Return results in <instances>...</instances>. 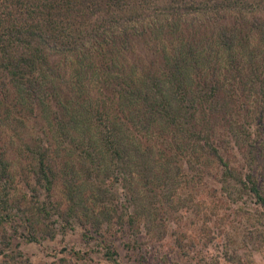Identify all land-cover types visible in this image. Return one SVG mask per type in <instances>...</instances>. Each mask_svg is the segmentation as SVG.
Returning a JSON list of instances; mask_svg holds the SVG:
<instances>
[{"label":"trees","instance_id":"obj_1","mask_svg":"<svg viewBox=\"0 0 264 264\" xmlns=\"http://www.w3.org/2000/svg\"><path fill=\"white\" fill-rule=\"evenodd\" d=\"M146 36L159 66L119 65L115 53ZM5 99L43 111L58 148H29L26 183L46 198L31 213L10 202L0 145V226L17 214L37 241L34 213L96 232L140 220L160 237L181 179L216 165L225 198L250 203L245 239L264 241V0H0V123ZM60 149L69 158L56 163ZM58 178L63 209L50 200Z\"/></svg>","mask_w":264,"mask_h":264},{"label":"rangeland","instance_id":"obj_2","mask_svg":"<svg viewBox=\"0 0 264 264\" xmlns=\"http://www.w3.org/2000/svg\"><path fill=\"white\" fill-rule=\"evenodd\" d=\"M147 38L134 37L132 47L116 52L118 64L126 69L135 66L138 73L145 68H157L158 44ZM251 39L255 44V35ZM62 57L54 54L50 59L59 61L61 70L66 71L63 84L69 88L72 76L69 64L63 65ZM30 108L28 103L14 105L4 100L0 145L13 176L10 202L18 203L21 209L30 208L32 213L33 202L45 197L43 190L35 192L29 187V181L26 183L29 148L36 142L52 144L54 148L58 144L44 112L39 108L33 112ZM74 155L72 158L76 159ZM53 156L56 163L69 158L64 149H60L59 156L54 153ZM205 171L201 177L196 174L183 177L176 186L171 206L163 211L165 219L161 221L165 224V233L162 237L156 233L148 235L140 220L134 227L124 223L121 230L116 224H104L102 231L96 232L78 220L66 225L62 218L39 219L34 213V218L39 220L34 227L37 241H29L23 237L28 236V228L13 214L0 226V264H264V241L254 243L244 237L252 224L249 201L246 205L231 203L215 185L219 178L217 166L209 165ZM133 182L141 187L138 179ZM113 191L124 203L120 182L114 183ZM50 200L65 208L60 178L55 181ZM240 205H244L242 209L237 208ZM128 209H132L131 205ZM252 244H256L255 249H251Z\"/></svg>","mask_w":264,"mask_h":264}]
</instances>
